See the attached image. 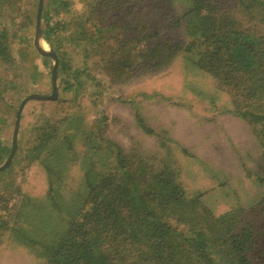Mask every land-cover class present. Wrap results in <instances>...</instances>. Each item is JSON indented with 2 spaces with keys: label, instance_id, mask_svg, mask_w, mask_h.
Listing matches in <instances>:
<instances>
[{
  "label": "trees",
  "instance_id": "obj_1",
  "mask_svg": "<svg viewBox=\"0 0 264 264\" xmlns=\"http://www.w3.org/2000/svg\"><path fill=\"white\" fill-rule=\"evenodd\" d=\"M154 1L163 8L174 2ZM184 1L180 14L164 26L146 17L151 8L144 3L136 6L139 0H86L83 10L75 13L72 1L57 0L59 21L54 26L41 24L45 41L59 56L62 77L57 91L78 89L85 77L98 81L85 66L73 68L65 60L69 51L88 56L99 50V69L119 82L131 79L133 65L143 72L159 69L185 54L195 70L226 92L228 110L252 126L264 153V32L254 31L236 14L264 26V0H226L232 4L229 9L221 0ZM178 28L184 38L161 35L163 29ZM117 29L122 33L114 34ZM148 35L153 37L151 42H145ZM112 40L114 44L105 46ZM140 41L144 45L134 53L131 46ZM1 63L13 64L4 33H0ZM39 101V109L30 111V120L22 117L28 114L24 112L27 104L23 105L16 150L0 174L16 162L29 131L36 132L31 158L49 170L69 163L76 136L83 141L82 148L76 146L71 153L72 162L75 153L81 152L84 169L77 192L68 202L59 198V213L65 210L66 215L62 224L46 222L53 217L51 209L34 206L35 201L16 205V212L32 228L13 227L9 234L17 243L35 248L45 264H264V192L256 203L232 204L214 214L201 191L190 194L183 187L178 158L127 151L104 138L101 123L88 121L76 106H66L62 95ZM136 118L151 133L143 117ZM9 151L0 139V165ZM181 151L187 153L184 147ZM261 173L264 164L256 172L263 180Z\"/></svg>",
  "mask_w": 264,
  "mask_h": 264
},
{
  "label": "rangeland",
  "instance_id": "obj_2",
  "mask_svg": "<svg viewBox=\"0 0 264 264\" xmlns=\"http://www.w3.org/2000/svg\"><path fill=\"white\" fill-rule=\"evenodd\" d=\"M70 1L74 13L81 12L86 2ZM37 3L38 0L0 1V33H4L13 63L0 65V82L9 87L7 90L4 84L0 85V139L9 147L20 101L31 93L45 95L51 92L52 59L40 55L33 43ZM143 3L151 8L146 17L151 22L157 19L164 26L170 24L185 7L184 0H174L166 8L161 4V7H157L159 3L156 4L154 0H139L136 6ZM221 4L225 9L232 5L226 0H221ZM236 14L239 15L238 12ZM61 15L57 0H42L39 41L45 44V49L53 50L42 35L41 24L54 26ZM238 15V20L250 25L254 31L264 32L262 24ZM162 32V37L173 40L183 37L181 28L163 29ZM119 33L122 31L117 29L114 34ZM152 39L148 35L145 42ZM114 43L112 40L105 46ZM143 45L144 41H140L133 44L131 49L136 53ZM99 53L96 50L87 56L69 51V55H65V60L73 68L85 66L89 75L98 80L94 82L80 76L84 85L78 89L57 91V96L64 97L66 106H76L88 121L101 123L99 126L104 138L118 143L127 151L178 158L179 162L176 163L180 167L179 178L183 187L190 194L201 191V198L214 214L227 210L232 204L246 206L256 203L264 192V173H261L263 180L256 177V172L264 164V153L252 126L228 110L231 104L224 90L215 87L205 73L195 70L185 54L159 69L143 72L133 65L130 68L131 79L119 82L110 80L99 69ZM57 58L58 90L59 77L62 76L59 74L58 55ZM39 100L33 98L25 102L24 112L29 115L23 114L24 119L30 120L33 116L30 111L39 109ZM47 104L51 105L49 102ZM136 115L143 117L151 133L139 126ZM35 134V131L27 133L21 142L18 159L9 171L0 174V206L6 205V208L0 209V264H45L35 248L17 243L9 234L13 227L32 228L23 214L16 212V205L26 206L35 201L34 206L51 209L53 217L46 222L56 220L62 224L66 215L65 210L59 213V198L68 202L69 197L77 192L83 176L81 152L75 153L71 162L73 148L76 150V146L82 148L80 146L83 145L82 140L79 142V136H76L69 150V163L57 164L56 169L53 165L54 170H49L48 165L42 166L30 156ZM158 136L164 143L159 141ZM182 147L187 149L186 154L181 151ZM53 160L52 157L48 158L49 164ZM48 186H51L50 191ZM37 219L44 223L42 217Z\"/></svg>",
  "mask_w": 264,
  "mask_h": 264
},
{
  "label": "water",
  "instance_id": "obj_3",
  "mask_svg": "<svg viewBox=\"0 0 264 264\" xmlns=\"http://www.w3.org/2000/svg\"><path fill=\"white\" fill-rule=\"evenodd\" d=\"M41 4H42V0H38L37 3V9H36V18H35V32H34V39H33V43L35 46L36 51L42 55V56H46V57H50L52 59V68H51V92L50 94H36V93H31L28 94L27 96H25L19 103L17 110H16V114H15V120H14V127H13V132H12V136H11V144H10V151L9 154L7 156V158L5 159V161L0 165V170L6 168L12 157L13 154L16 150V144H17V132H18V126H19V120H20V113L21 110L23 108V105L25 104V102L29 99H33V98H37L40 100L43 99H54L57 97V86H56V72H57V65H58V58L56 53L53 50L50 49H45L43 47H40V45L37 42L38 37L40 36V23H39V18H40V11H41Z\"/></svg>",
  "mask_w": 264,
  "mask_h": 264
},
{
  "label": "bare ground",
  "instance_id": "obj_4",
  "mask_svg": "<svg viewBox=\"0 0 264 264\" xmlns=\"http://www.w3.org/2000/svg\"><path fill=\"white\" fill-rule=\"evenodd\" d=\"M37 42H38V44L40 45V47H43V48L45 47V46H43V45H45V44H43L42 42L39 41V37H38V39H37Z\"/></svg>",
  "mask_w": 264,
  "mask_h": 264
}]
</instances>
